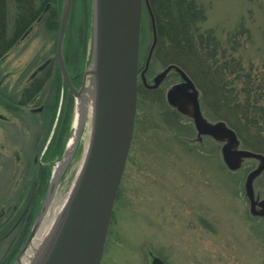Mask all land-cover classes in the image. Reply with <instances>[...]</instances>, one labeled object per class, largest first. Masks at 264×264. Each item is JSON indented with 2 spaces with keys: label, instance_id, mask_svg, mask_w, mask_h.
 Wrapping results in <instances>:
<instances>
[{
  "label": "rangeland",
  "instance_id": "1",
  "mask_svg": "<svg viewBox=\"0 0 264 264\" xmlns=\"http://www.w3.org/2000/svg\"><path fill=\"white\" fill-rule=\"evenodd\" d=\"M195 1L206 17L201 32H212L229 50L228 55L237 42L232 55L246 70L264 69V0ZM16 5L13 0H0V20L6 16L14 20ZM62 6L63 0L51 1L57 29L47 23L49 15H42L23 45L10 54L9 67L0 61V80L7 69L25 67L27 81L37 67L50 60L41 91L27 102L20 118L11 112L16 110L5 108L7 99L0 93V115L4 117L0 119V264H14L22 254L55 169L76 135L77 97L56 57ZM92 11L93 0H72L64 42L65 66L70 79L75 78L72 86L82 92L91 82L86 73L93 59ZM13 28L14 21L8 30ZM152 41V19L144 7L141 67ZM167 66L154 57L148 83ZM178 81L177 75H171L157 91L139 89L134 136L101 264H152L153 257L165 264H264V217L251 216L244 192L245 179L257 164L231 173L222 161L219 144L211 139H205L203 145L190 142L196 137L194 125L180 115V119L172 117L165 100L167 89ZM17 98L9 101L14 105L12 100ZM45 104L48 109L41 114L28 111ZM92 119L93 113L87 114L83 122L88 134ZM83 149L79 142L73 150L58 191L70 188L75 174L72 167ZM255 190L264 191V173Z\"/></svg>",
  "mask_w": 264,
  "mask_h": 264
},
{
  "label": "water",
  "instance_id": "2",
  "mask_svg": "<svg viewBox=\"0 0 264 264\" xmlns=\"http://www.w3.org/2000/svg\"><path fill=\"white\" fill-rule=\"evenodd\" d=\"M71 4L72 0H63L56 57L62 76L78 98L82 90L77 91L72 86L64 61ZM144 7L150 13L153 26V41L146 67L140 73L144 86L157 90L171 75L179 77V82L167 89L166 103L194 125L196 137L190 142L203 145L204 139L208 138L220 145L221 158L229 172L236 173L247 164H257L245 179L244 192L251 216L264 217V191L255 190L256 181L264 173V155L244 148L236 131L225 121L211 120L205 115L202 92L181 67L171 64L158 73L152 83H148L145 74L158 43L149 0H93L91 65L94 63V70L92 74L86 73V76L92 75L94 83L89 149L70 199L35 264L102 262L114 205L134 136ZM30 112L37 113L39 109ZM51 186L52 179L48 194ZM152 264L165 263L153 257Z\"/></svg>",
  "mask_w": 264,
  "mask_h": 264
},
{
  "label": "trees",
  "instance_id": "3",
  "mask_svg": "<svg viewBox=\"0 0 264 264\" xmlns=\"http://www.w3.org/2000/svg\"><path fill=\"white\" fill-rule=\"evenodd\" d=\"M51 1L20 2L17 16L24 17L25 28L37 21ZM149 1L158 33L154 57L181 67L201 90L207 117L225 121L244 148L264 155V69L246 70L232 55L237 42L228 55L229 50L212 32H201L200 24L206 17L195 0ZM169 111L180 119L176 112Z\"/></svg>",
  "mask_w": 264,
  "mask_h": 264
},
{
  "label": "bare ground",
  "instance_id": "4",
  "mask_svg": "<svg viewBox=\"0 0 264 264\" xmlns=\"http://www.w3.org/2000/svg\"><path fill=\"white\" fill-rule=\"evenodd\" d=\"M94 70V63L89 67L88 72ZM92 74V73H91ZM75 131L76 135L70 139L67 144L66 153L63 157V161L57 165L55 172L52 176L51 190L43 203V207L39 217L36 219L34 227L32 229V236L27 245L23 249L22 254L15 261L14 264H35L39 255L44 250L45 246L49 242L59 218L64 211L70 196L78 181L80 172L84 165L87 152L89 149L91 134L88 131L84 132L85 124H83L87 114L89 116L93 113L94 106V83L91 75V82L84 92L76 99L75 102ZM81 142L84 145L82 155L79 160L74 163L72 167L73 172L75 170L74 178L71 182L70 188L65 191L63 188L61 191L57 190L61 175L65 168L70 165L72 161V154L75 152V147ZM34 230V231H33Z\"/></svg>",
  "mask_w": 264,
  "mask_h": 264
},
{
  "label": "flooded vegetation",
  "instance_id": "5",
  "mask_svg": "<svg viewBox=\"0 0 264 264\" xmlns=\"http://www.w3.org/2000/svg\"><path fill=\"white\" fill-rule=\"evenodd\" d=\"M17 3V9L20 8V2H22V0H13ZM55 1V0H54ZM5 6H7V4H5ZM51 2L46 3L42 13L39 15L38 19L36 22H40L42 20V17L49 15L50 19L47 20V23L49 21V26L53 27L57 25V16H56V12L51 10ZM6 11H4V14H6ZM52 11V12H51ZM1 13V12H0ZM18 11L16 12L15 15V19L13 20H7V16L0 20V61L4 60V62H6L7 68L9 67L8 64L10 65V63H12V61L9 59L10 54L12 55V53H15L16 51H18V48L21 47V45H23L24 41L26 40V38L32 33V31L34 30L33 25L29 26L28 28H25V20L24 17H20L19 19V15L17 16ZM43 15V16H42ZM48 17V18H49ZM14 21V30L10 31L8 30L9 28V23H13ZM140 56H141V47H140ZM153 57H151L150 59V63L153 60ZM147 59L148 56L146 57L145 60V64L144 67L139 66V79H138V92L139 89L144 87V84L142 82L141 79V75L140 73L144 70V68L146 67V63H147ZM140 61V58H139ZM50 63V60L46 61L44 64H42L41 66L37 67L32 73L31 75L28 77V84L26 83V78H25V67L24 69L20 70H10L7 69L2 77V80H0V93L1 96L5 97L7 100V106L5 107L8 111H10V109H14L16 111H12L11 112H15L17 114H19L17 117H21V110H25L28 104L27 102L29 100H32L33 96L36 95L39 91H41V85L43 80L42 79H46V69L48 67V64ZM149 63V65H150ZM140 65V63H139ZM141 67V68H140ZM148 70H149V66L148 69L146 71L145 77L148 81H150L147 78L148 75ZM55 75H57V70ZM179 78V77H178ZM75 78L71 77V82H73ZM179 82V81H178ZM28 85V87H26ZM161 87V86H160ZM159 87V88H160ZM159 90V89H157ZM156 90V91H157ZM151 91V90H150ZM8 93V94H4V93ZM12 92V97L17 96V100H12L15 104L13 105V103L11 104V102L9 101L10 98H12L9 93ZM27 95H28V99H27ZM17 101V102H15ZM32 106V105H30ZM35 109H39V112H37V114H41L43 112V110H47L48 107L45 105H40L38 106V108ZM33 110V109H29L28 111ZM0 119L4 120V117H2L0 115Z\"/></svg>",
  "mask_w": 264,
  "mask_h": 264
}]
</instances>
